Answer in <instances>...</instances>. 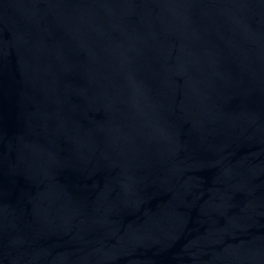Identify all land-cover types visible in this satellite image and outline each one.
<instances>
[{"label":"water","instance_id":"95a60500","mask_svg":"<svg viewBox=\"0 0 264 264\" xmlns=\"http://www.w3.org/2000/svg\"><path fill=\"white\" fill-rule=\"evenodd\" d=\"M0 264H264V0H0Z\"/></svg>","mask_w":264,"mask_h":264}]
</instances>
